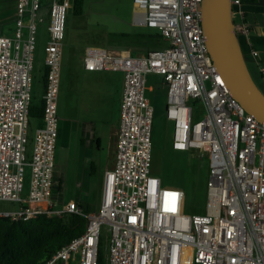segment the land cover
<instances>
[{
  "label": "built area",
  "instance_id": "1",
  "mask_svg": "<svg viewBox=\"0 0 264 264\" xmlns=\"http://www.w3.org/2000/svg\"><path fill=\"white\" fill-rule=\"evenodd\" d=\"M202 1L132 0L133 23L158 31L167 42L161 50L137 56L124 50L85 51V70L123 74L114 166L103 174L98 209L86 213L79 203L57 210L51 200L56 102L71 0L47 4L42 126L34 129L29 155L36 33L45 17L41 0H16L14 30L0 33V202L19 205L0 211V217L16 221L74 213L86 219L83 233L44 264H184L186 259L191 264H264V124L231 97L212 64L201 28ZM231 8L234 32L248 41L241 0H231ZM250 54L257 56L254 50ZM148 74L161 76L167 88L172 150L205 151L210 158L203 215L183 214V191L162 186L150 174ZM26 177L27 197L21 199Z\"/></svg>",
  "mask_w": 264,
  "mask_h": 264
},
{
  "label": "rangeland",
  "instance_id": "2",
  "mask_svg": "<svg viewBox=\"0 0 264 264\" xmlns=\"http://www.w3.org/2000/svg\"><path fill=\"white\" fill-rule=\"evenodd\" d=\"M133 12L132 0H84L82 13L78 16L73 14L72 7H70L66 13L64 27L63 69L66 71L67 68L80 62L87 48L124 50L132 56H137L166 47L167 42L158 31L133 23ZM234 19L237 21L236 18ZM45 28L46 22L39 24L36 33L32 70V99L35 103L41 100L43 93L44 45L47 39ZM66 80L67 75L59 74V104L62 99V86ZM253 80L257 84L254 78ZM161 83L160 76L149 75L145 78V97L153 107L149 171L152 176L160 179L162 186L183 191V214L203 215L206 209V181L210 158L205 151L172 150L173 126L165 117L167 88L161 87ZM200 116L201 114L197 115L196 119ZM34 129L35 125L32 122L29 123L26 145L28 155L31 152V138ZM58 143L59 138L55 142L54 178L51 188V200L55 203V209L64 210L70 202L76 203L77 199L82 196L81 192L86 190L87 202L83 206L90 205L93 207L91 211H96L99 205V201L94 198L97 179L91 177L88 187L78 191L73 183L74 180L67 175L65 177L68 157ZM27 192L28 179L26 177L20 194L21 199H26ZM18 205L13 202H0V211H13L18 208ZM104 237L105 233H102L101 245L104 243ZM101 256L104 258V254ZM188 261L191 264L190 259Z\"/></svg>",
  "mask_w": 264,
  "mask_h": 264
},
{
  "label": "crops",
  "instance_id": "3",
  "mask_svg": "<svg viewBox=\"0 0 264 264\" xmlns=\"http://www.w3.org/2000/svg\"><path fill=\"white\" fill-rule=\"evenodd\" d=\"M41 1L40 14L45 17L47 27L49 0ZM15 3L16 0H0V33L2 34L10 35L14 30ZM241 10L249 27L248 41L239 38L241 48L249 71L264 94V75L261 73L264 69V0H246L241 4ZM63 49L64 44L59 74L67 75V80L62 86L61 104L58 102V86L56 118L58 144L63 147L68 157L65 177L67 175L74 180L73 183L78 191L88 187L91 177L96 178L97 189L94 198L99 201L103 174L111 169L115 162L123 74L118 71H87L83 68L82 59L65 71L62 67ZM87 49L106 50L101 47ZM250 50L256 51L257 56L253 57ZM161 87L165 89L163 79ZM31 122L35 128L42 126V121L31 120L29 123ZM85 191L81 192L82 196L76 203H79L83 209L93 212L92 206H83L87 202Z\"/></svg>",
  "mask_w": 264,
  "mask_h": 264
},
{
  "label": "trees",
  "instance_id": "4",
  "mask_svg": "<svg viewBox=\"0 0 264 264\" xmlns=\"http://www.w3.org/2000/svg\"><path fill=\"white\" fill-rule=\"evenodd\" d=\"M83 4L84 0H71L74 15H81ZM45 74L46 69L43 86ZM42 112V100L35 103L31 98L29 122L42 121ZM85 225L86 219L74 213L63 216L43 213L16 221L0 217V264H44L58 249L82 234ZM186 263L189 264L187 259Z\"/></svg>",
  "mask_w": 264,
  "mask_h": 264
},
{
  "label": "water",
  "instance_id": "5",
  "mask_svg": "<svg viewBox=\"0 0 264 264\" xmlns=\"http://www.w3.org/2000/svg\"><path fill=\"white\" fill-rule=\"evenodd\" d=\"M201 28L207 53L231 97L264 124V94L253 80L234 32L231 0H203Z\"/></svg>",
  "mask_w": 264,
  "mask_h": 264
},
{
  "label": "bare ground",
  "instance_id": "6",
  "mask_svg": "<svg viewBox=\"0 0 264 264\" xmlns=\"http://www.w3.org/2000/svg\"><path fill=\"white\" fill-rule=\"evenodd\" d=\"M184 264H185V262H184Z\"/></svg>",
  "mask_w": 264,
  "mask_h": 264
}]
</instances>
